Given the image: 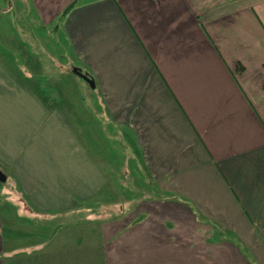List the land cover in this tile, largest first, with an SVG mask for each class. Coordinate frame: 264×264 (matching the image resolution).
<instances>
[{
    "label": "crops",
    "instance_id": "0c3cea01",
    "mask_svg": "<svg viewBox=\"0 0 264 264\" xmlns=\"http://www.w3.org/2000/svg\"><path fill=\"white\" fill-rule=\"evenodd\" d=\"M73 1L29 0L43 23ZM63 26L97 109L0 36V171L49 151L15 169L0 264H264V0H79Z\"/></svg>",
    "mask_w": 264,
    "mask_h": 264
},
{
    "label": "rangeland",
    "instance_id": "374dc122",
    "mask_svg": "<svg viewBox=\"0 0 264 264\" xmlns=\"http://www.w3.org/2000/svg\"><path fill=\"white\" fill-rule=\"evenodd\" d=\"M68 5L64 4V8L61 9L60 13L52 21L43 23V19L38 15V10L29 2V0H0V12L4 15V20L0 18V29L2 30L1 32H3L0 36L4 37L7 33L5 30L6 23H8L9 27L13 28L15 31V39L24 40L31 48V62L35 60V56L42 64L41 67L43 69V65L47 66V68L44 69L47 77H44L43 79L38 77V73L36 72L37 69L33 68L30 70L29 74L32 78V85L37 82L39 83L41 80L45 83L49 92L52 93V89H56L57 91L61 90L63 92L62 97H65L64 100H66V102L69 100H78L79 97H88L89 103L94 104V107L97 109L98 106L95 105L102 101L100 99L101 96L99 91H95L87 84H84L79 77L75 76L71 72V66L73 67L76 61L72 60L70 56L68 43L69 38L63 26L68 15L65 18L62 17V13ZM18 62H20V60ZM101 104L102 103L99 105L101 106ZM115 139L116 138L111 135L112 144L117 142ZM48 142L49 139L46 138L45 135L33 130L30 131L29 141L26 133L25 142L22 147L30 150L32 147L33 149L38 147L36 146L38 144H46ZM48 152L49 151L46 150L43 156H40L39 159H35V163L33 161L28 162L25 155L16 153V155L12 158V160L16 163L11 167H4L7 180L5 182L0 181V205H3V203L6 205V203H8L14 207L16 206V208H20V202L24 204L25 199L21 196L19 185L20 181L17 178V171L15 169L18 167L17 170L22 172L24 170V166L30 168L33 165H38L35 171H40L44 168L43 162L47 163L48 161ZM28 172L29 171L26 170V174H28ZM138 188L139 183H135L134 181L127 182V189L130 191H134ZM140 191L143 192L141 197H146L150 194L148 193L150 191H147V188H143ZM130 193L132 194V192ZM5 205L2 206L1 210L7 208ZM117 213H119L118 209L115 212H110L113 216L117 215ZM104 214L101 213L97 216H106ZM87 215V213H84L80 216L85 217Z\"/></svg>",
    "mask_w": 264,
    "mask_h": 264
},
{
    "label": "water",
    "instance_id": "95a60500",
    "mask_svg": "<svg viewBox=\"0 0 264 264\" xmlns=\"http://www.w3.org/2000/svg\"><path fill=\"white\" fill-rule=\"evenodd\" d=\"M72 73L81 79H83L85 82H87L92 88H95V83L94 81L86 74L82 73V71L78 69H73ZM0 181L5 182L6 181V176L0 171Z\"/></svg>",
    "mask_w": 264,
    "mask_h": 264
},
{
    "label": "trees",
    "instance_id": "16d2710c",
    "mask_svg": "<svg viewBox=\"0 0 264 264\" xmlns=\"http://www.w3.org/2000/svg\"><path fill=\"white\" fill-rule=\"evenodd\" d=\"M78 1L79 0H74L73 2H71L66 8L65 10L63 11L62 13V17L65 18L73 8L76 7V5L78 4ZM63 18H60V19H63Z\"/></svg>",
    "mask_w": 264,
    "mask_h": 264
}]
</instances>
